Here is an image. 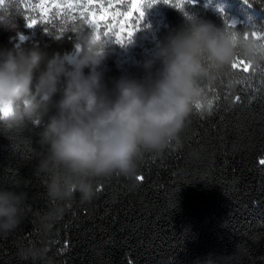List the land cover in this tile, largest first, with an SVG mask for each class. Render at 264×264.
<instances>
[{"label":"trees","instance_id":"trees-1","mask_svg":"<svg viewBox=\"0 0 264 264\" xmlns=\"http://www.w3.org/2000/svg\"><path fill=\"white\" fill-rule=\"evenodd\" d=\"M41 2L0 3V47L35 46L49 53L73 50L77 34L71 41L56 37L80 27L78 15L75 21L72 13L43 17L49 33L43 23L26 27L29 19L42 20ZM252 2L248 8L243 0H171L170 4L139 0L142 16L131 10L98 27L101 35L107 31L111 37L97 72L109 87L122 76L143 80V62L156 43L190 15L220 28H227L224 20L236 15L232 31H247L257 38L252 32L258 29L262 40L264 0ZM118 39L124 43H116ZM241 60L236 59L241 67L231 69L233 88L224 76L213 85H202L213 101L210 115L194 106L179 134V145L145 154L138 162L143 179L136 181L135 188L124 177L113 175L94 181L96 196L91 201L81 202L77 193L73 200L62 202L65 213L47 241L53 264H224L223 257L232 253L233 264H264V165L260 163L264 160V60L249 72L243 71L247 61ZM158 67L153 65V76ZM237 95L239 101L234 100ZM40 131L37 124L11 130L0 125V188L19 186L16 190L28 193L31 206L20 228L0 237V264H30L17 257V248L38 242L36 214L52 203L44 187L47 176L34 175L43 151L37 143Z\"/></svg>","mask_w":264,"mask_h":264},{"label":"clouds","instance_id":"clouds-1","mask_svg":"<svg viewBox=\"0 0 264 264\" xmlns=\"http://www.w3.org/2000/svg\"><path fill=\"white\" fill-rule=\"evenodd\" d=\"M107 38L85 30L71 52L0 47V125L41 127L37 143L43 151L34 175L47 176L44 187L52 202L36 214L38 242L17 248V257L30 264H53L47 241L65 213L62 202L77 193L81 202L91 201L94 181L113 175L135 188L138 162L179 145L194 106L211 114L213 101L202 85L224 76L233 88L237 58L253 66L264 60V40L190 15L156 43L143 62V80L122 76L109 87L97 72ZM17 188H0V237L16 232L30 210L28 193ZM235 258L232 253L223 262L233 264Z\"/></svg>","mask_w":264,"mask_h":264},{"label":"snow or ice","instance_id":"snow-or-ice-1","mask_svg":"<svg viewBox=\"0 0 264 264\" xmlns=\"http://www.w3.org/2000/svg\"><path fill=\"white\" fill-rule=\"evenodd\" d=\"M3 0H0V3H2ZM152 2H156V0H152ZM189 2H193V0H189ZM245 4L248 5V7L253 6L252 0H243ZM163 3L165 4H170L171 0H163ZM127 5L126 8L124 6ZM119 6V7H118ZM150 6V5H149ZM174 7H180L181 11H183V7L180 5L172 4ZM38 7L42 10L41 15H42V20L38 22L37 20L34 19H29L26 27L32 28L35 26H38V23H43L45 26L43 27V30L45 32L49 33V28L46 26L48 23V20L46 16H54V17H59L61 15L67 16L69 13H72V20L75 21L78 19L80 21V27H73L71 29V32L67 36H57V39L60 38H65L69 41H71L74 37L72 34H77L75 36V39H77L78 35L83 33L85 30H92L95 32L97 35H101L100 32L98 31V21L97 19H94L93 17H99L103 16L105 20H110L113 17L116 16H124L127 15L131 11V3L130 0H42V2L38 5ZM121 8H124L123 11H121ZM63 10V11H61ZM217 11L220 12L221 16H223V12L221 9H217ZM143 13L140 11V16H142ZM187 15V14H186ZM225 25L228 27L226 28L228 31H232V29L235 28V21L231 19H225L224 20ZM139 24V19L137 18V25ZM105 29L109 27V25L106 23L104 24ZM251 27L255 28L256 25H252ZM258 29L257 31L252 32V36L257 37L260 39L258 36ZM115 32V29H113V33ZM105 37H111V34L105 31L103 34ZM129 38L127 42H130V37L132 36V33L129 32ZM23 39V37H21ZM264 40V39H262ZM116 43L123 44L124 42L122 40H116ZM76 47L78 48L79 45L77 44ZM241 63H243V60H241ZM256 68L259 67V64L255 65ZM233 69L237 68V63L236 61L232 65ZM255 71V68L253 65L247 63V66L244 67L243 71L244 72H249V71ZM235 101L240 100V96L237 95L234 98ZM197 109H199V105L195 106ZM260 163L264 165V160H261ZM142 176H138L137 180L140 181L142 180ZM100 189L98 188L97 191Z\"/></svg>","mask_w":264,"mask_h":264},{"label":"rangeland","instance_id":"rangeland-1","mask_svg":"<svg viewBox=\"0 0 264 264\" xmlns=\"http://www.w3.org/2000/svg\"><path fill=\"white\" fill-rule=\"evenodd\" d=\"M131 5H132V7H131V10L132 11H135L136 13H138L139 15H140V11H142L141 9H140V6H139V0H131ZM242 5H245V6H248L247 4H245L244 2L242 3ZM249 8V7H248ZM142 13H143V11H142ZM94 19H97V21H98V27L101 25V23L105 20V18L103 17V16H99V17H93ZM231 20H233V21H237V16L236 15H233L232 17H231ZM237 66L238 67H241L239 64H237ZM245 67V66H244ZM244 67H242V68H244Z\"/></svg>","mask_w":264,"mask_h":264}]
</instances>
